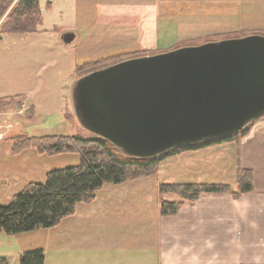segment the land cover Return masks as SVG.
<instances>
[{
    "label": "rangeland",
    "instance_id": "rangeland-1",
    "mask_svg": "<svg viewBox=\"0 0 264 264\" xmlns=\"http://www.w3.org/2000/svg\"><path fill=\"white\" fill-rule=\"evenodd\" d=\"M17 1L12 0L8 5L0 24ZM49 1L40 0L42 23L34 35L0 34V97L16 94L26 97V106L23 99L21 107L0 108L9 111H0V129L4 135L87 134L72 108V86L78 78L75 65L127 52L138 57L142 56L140 51L146 50L139 46L135 49L131 43L139 37L137 34L133 37L131 29L125 26L131 21L125 13L128 9H116L119 13L114 11L115 15L110 13V16L105 9H96L93 0L76 9L65 7V0H53L52 7ZM161 5V9L151 12V21L157 24L159 46L147 49V54L264 31V0H161ZM67 32L76 35L70 44L62 42ZM5 141H0V206L7 205L29 182L43 183L46 173L79 164L75 153L49 156L29 148L12 154L11 143ZM224 145V150H217L224 151L219 165L215 158L204 162V157L215 154L210 150L191 156L189 170L181 160L186 157H171L160 164L155 175L105 184L95 192L92 201L77 203L73 214L52 228L14 235L0 232V248L6 252L8 263L16 264L19 251L40 246L51 232L61 230L76 231L77 237L79 233L83 237L84 232H109V237L104 239L109 242L123 241L118 238L126 232L123 235L129 237L130 246L138 251L143 239L129 234L145 229L147 220L158 214V183L208 182L234 186L236 148L232 143Z\"/></svg>",
    "mask_w": 264,
    "mask_h": 264
},
{
    "label": "water",
    "instance_id": "water-1",
    "mask_svg": "<svg viewBox=\"0 0 264 264\" xmlns=\"http://www.w3.org/2000/svg\"><path fill=\"white\" fill-rule=\"evenodd\" d=\"M71 98L78 124L130 157L235 134L264 116V36L125 59L77 78Z\"/></svg>",
    "mask_w": 264,
    "mask_h": 264
},
{
    "label": "crops",
    "instance_id": "crops-1",
    "mask_svg": "<svg viewBox=\"0 0 264 264\" xmlns=\"http://www.w3.org/2000/svg\"><path fill=\"white\" fill-rule=\"evenodd\" d=\"M49 3L52 7L55 2L50 0ZM86 3L87 0H65V7L76 9ZM92 3L96 4V9H105L108 15H115L114 11L119 13L116 9H128L125 13L131 21L125 26L131 29L133 37L136 34L139 37L131 42L134 48L139 46L147 50L159 46L157 24L151 21V12L152 9L162 8L161 0H93ZM116 25V28L120 27L118 21ZM19 95L25 97L24 94ZM25 103L26 97L24 106ZM13 136L4 135L0 129V141L6 140L5 143L10 144ZM232 144L236 148L234 180L238 163L252 174L251 192L237 198L229 193L203 195L194 202H184L172 216L160 215L158 197V214L147 220L145 229L129 234L143 239V246L138 251L130 246L129 237L123 235L126 232L118 238L123 241L109 242L104 240L109 237V232H84L83 237L82 233L77 237L76 231L60 230L51 232L52 235L47 236L40 246L19 251L18 258L25 251L41 249L43 264H264V119L254 122L239 142ZM223 146L202 149L215 151L214 155L204 157V162L215 158L214 162L219 165L224 151L217 150L225 148ZM202 151L173 157H186L181 160L189 170L191 156ZM169 159L171 157L164 162ZM231 188L235 189V184ZM1 257L6 259V252L0 248Z\"/></svg>",
    "mask_w": 264,
    "mask_h": 264
},
{
    "label": "trees",
    "instance_id": "trees-1",
    "mask_svg": "<svg viewBox=\"0 0 264 264\" xmlns=\"http://www.w3.org/2000/svg\"><path fill=\"white\" fill-rule=\"evenodd\" d=\"M12 0H0V18L6 12ZM51 7L48 6L47 10ZM42 23L40 0H18L0 24V34H32ZM252 34L264 36L263 30ZM243 36V35H242ZM240 37V36H239ZM181 46H174L172 49ZM170 49V50H172ZM168 51V50H167ZM127 52L104 59L75 65V74L79 77L94 71L135 57L136 53ZM140 54H147L146 50ZM156 54V53H153ZM139 57V56H138ZM23 95L0 97V108L21 107ZM264 119V116L252 121L243 130L228 136L208 140L192 145L172 149L152 158H135L122 153L109 141L92 133L66 135L27 136L18 134L10 138L11 153L18 154L25 149H34L39 154L49 156L75 153L79 164L67 168L52 170L45 175L43 183L29 182L9 203L0 206V232L14 235L35 229H48L56 226L63 218L74 212L77 203H88L95 192L105 184H120L157 174L160 164L170 157L194 152L224 143H238L249 131L250 126ZM252 190V174L241 168L238 163L235 170V189L225 183H158L159 213L161 216L176 214L184 202H194L200 196L229 193L233 198ZM165 197H172L166 199ZM44 253L41 249L23 252L17 264H43ZM0 264H8L0 258Z\"/></svg>",
    "mask_w": 264,
    "mask_h": 264
}]
</instances>
